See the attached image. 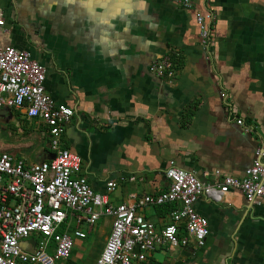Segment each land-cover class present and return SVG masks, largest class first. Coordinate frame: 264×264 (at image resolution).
Here are the masks:
<instances>
[{"label":"crops","instance_id":"crops-1","mask_svg":"<svg viewBox=\"0 0 264 264\" xmlns=\"http://www.w3.org/2000/svg\"><path fill=\"white\" fill-rule=\"evenodd\" d=\"M189 1L190 8L169 0H0L6 21L0 44L29 52L45 67L47 93L74 111L63 145L81 157L82 175L96 193L116 184L109 192L113 206L166 191L171 161L217 186L223 177L243 178L256 151H264V0H211L208 7ZM209 12L215 19L207 49L197 16ZM166 57L173 79L150 71ZM13 125L20 137L0 141V153L16 151L30 165L51 158L41 121L25 110H0V130ZM22 146L36 147L35 158ZM179 206L146 205L138 212L163 229ZM195 209L209 223L206 245L159 247L144 264H163L157 253L164 264H264V201L248 205L232 190L220 202L202 196ZM72 221L69 259L79 264L76 250L95 246L97 264L112 219L101 218L97 229L78 227L76 218L70 229ZM31 240L21 247L33 252L40 239L35 248Z\"/></svg>","mask_w":264,"mask_h":264},{"label":"built area","instance_id":"built-area-1","mask_svg":"<svg viewBox=\"0 0 264 264\" xmlns=\"http://www.w3.org/2000/svg\"><path fill=\"white\" fill-rule=\"evenodd\" d=\"M169 1L191 7L189 0ZM210 2L204 0V5L208 7ZM214 19L211 12L197 16L202 44L207 49L213 44ZM5 24L0 8V28ZM150 71L159 78L175 77L168 57L153 62ZM45 82V67L29 52L0 44V110H25L28 119L41 121L54 155V159L30 165L8 153H0V264L67 261L74 249V241L68 233L69 220L76 218L78 227L86 224L93 229L105 217L112 219L111 232L97 264H144L159 247H186L191 240L199 248L206 245L209 223L195 209L202 196L220 202L224 195L238 190L248 205L263 203L264 151L258 149L243 178L223 177L217 186L205 184L194 173L171 161L166 171L170 182L166 191L146 196L137 203L113 206L109 192L116 189V184L109 183L106 194L96 193L82 175L81 157L64 147L63 136L74 111L57 105L47 93ZM221 97L225 99L226 94ZM237 124L244 126L242 120ZM245 131L251 132V129L246 127ZM176 203L180 206L173 208L171 223L163 229H158L138 212L146 205L162 207ZM36 235L40 241L33 252L21 247L23 242L36 239ZM75 235L85 238L79 230Z\"/></svg>","mask_w":264,"mask_h":264},{"label":"rangeland","instance_id":"rangeland-1","mask_svg":"<svg viewBox=\"0 0 264 264\" xmlns=\"http://www.w3.org/2000/svg\"><path fill=\"white\" fill-rule=\"evenodd\" d=\"M17 131L18 130H16L15 125H13L12 127H10V129L8 130V132L7 131L2 132L0 130V141L2 143H5L8 137H12L13 136V138H14L13 141L14 142H17V137H20V135H18L16 133ZM24 140H28V139L26 138ZM38 141H39V139L35 140L34 144L36 142L39 143ZM22 147H23L22 153L25 151L24 153H26V154L28 153V155H30L31 158H35V156H36V154H35L36 147H33V148L29 149V150L26 147H24V146H22ZM11 154H12L11 156L16 157L17 152L11 150ZM75 228H76L75 227V222L72 221L71 229L69 228L68 233L70 235L73 234V231L75 230ZM81 228H82V230H86V227L85 226H82ZM97 228H98V224L95 226V229H97ZM62 230H65V227ZM35 237H37L38 239H40L37 235ZM94 238H95L94 236L91 237V240L93 241V244H95ZM77 248L81 249L79 245H77ZM96 251H97V248L95 246L91 247V249L89 251H87V250L79 251L77 249L76 250L77 253L75 255L78 256V258H76V259L81 260V261H79V264H92V261L95 259ZM61 263L62 262H60L59 264H61Z\"/></svg>","mask_w":264,"mask_h":264},{"label":"water","instance_id":"water-1","mask_svg":"<svg viewBox=\"0 0 264 264\" xmlns=\"http://www.w3.org/2000/svg\"><path fill=\"white\" fill-rule=\"evenodd\" d=\"M51 158L54 159V155H52ZM30 243L32 244V247L35 248V246H36V241H35L34 239H32V240L30 241ZM22 245H23V244H22ZM135 251L138 252V248H136ZM154 257H155L160 263H163V264H164V258H165V257H164L162 254L157 253V254H155Z\"/></svg>","mask_w":264,"mask_h":264},{"label":"trees","instance_id":"trees-1","mask_svg":"<svg viewBox=\"0 0 264 264\" xmlns=\"http://www.w3.org/2000/svg\"><path fill=\"white\" fill-rule=\"evenodd\" d=\"M172 210V209H171ZM170 210V211H171ZM65 264H74L70 259Z\"/></svg>","mask_w":264,"mask_h":264}]
</instances>
